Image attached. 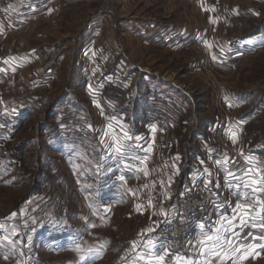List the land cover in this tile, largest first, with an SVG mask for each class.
Here are the masks:
<instances>
[{"label": "rangeland", "instance_id": "374dc122", "mask_svg": "<svg viewBox=\"0 0 264 264\" xmlns=\"http://www.w3.org/2000/svg\"><path fill=\"white\" fill-rule=\"evenodd\" d=\"M223 1L81 2L30 34L24 17L1 20L0 264H143L133 250L145 254L165 217L164 190L169 205L176 195L169 164L177 185L202 162L213 170L219 114L264 173V0ZM182 13L208 52L156 40ZM228 264H264V253Z\"/></svg>", "mask_w": 264, "mask_h": 264}, {"label": "crops", "instance_id": "0c3cea01", "mask_svg": "<svg viewBox=\"0 0 264 264\" xmlns=\"http://www.w3.org/2000/svg\"><path fill=\"white\" fill-rule=\"evenodd\" d=\"M0 0V5H1ZM5 9L1 10L0 7V22L5 20V22L10 23L19 19H28V34L32 33V23L48 21L50 17H56L63 13L65 6L69 7L70 5L78 6V3L83 2V4H90L95 0H3ZM170 5L172 3L180 2L182 0H167ZM188 6H197L198 0H183ZM232 2L233 5L235 0H224L223 4L227 5ZM190 7V9H191ZM18 8V9H17ZM183 15V17H181ZM180 15L181 22L179 25L175 24L174 26H167L168 28H163L157 36L156 40L166 41V48L169 51H183L190 50L194 53H200V50L203 51L210 49L207 43H200L199 46H192L191 43L194 41H199L205 37L204 29L191 28V20L188 19L186 13ZM178 16V15H177ZM179 18V17H178ZM209 20V18H207ZM7 26V25H6ZM8 32L16 31V27L7 26ZM31 29V30H30ZM30 30V31H29ZM0 25V33H1ZM89 31V29H88ZM168 31V32H166ZM166 32V33H165ZM208 36V35H207ZM206 42V41H205ZM203 45H205L203 47ZM198 48V49H197ZM48 49V48H47ZM43 50H40V52ZM40 58L37 49L30 48L28 49V62L35 61ZM176 159V158H175ZM208 164L211 160H207ZM201 162V161H198ZM201 168L196 169L192 168L188 172L187 177L183 178L181 184L177 185L178 178L180 176L178 165L175 160H172V163L169 164L170 173L167 172V181L169 184L176 186V195L180 191H185L191 189L193 186L198 184L210 185L214 189L219 190L217 186L218 179L223 182V176L219 178L215 176L217 173V166L211 170L209 166L202 162ZM207 165V166H206ZM221 168V167H220ZM222 169V168H221ZM167 170V169H166ZM168 171V170H167ZM219 171V170H218ZM210 174V175H209ZM211 183H208V181ZM253 181V180H252ZM220 183V182H219ZM233 194V201L227 207L216 208L213 214L212 219L206 225H197L195 228V233L191 237L190 241V250L188 253L182 255L188 258V264H228V263H238V261L253 259L255 256L264 253V219L261 218L264 215V194L261 191L258 192H249V189L243 187L240 190L236 188L230 189ZM251 191V190H250ZM261 193L263 195H261ZM248 194V201L244 200V196ZM173 197V199L176 197ZM173 192L164 190L162 194V205L163 210L157 208V217H160L162 214H167L171 210H180V208L175 203V199L169 205L167 201L172 199ZM157 202V201H155ZM167 203V204H166ZM245 204L247 203L249 207L247 208H236V204ZM159 204V203H157ZM151 208V207H150ZM155 218V217H154ZM160 221L155 224L156 226ZM153 226L151 228H155ZM150 228V229H151ZM153 229L150 234L147 236L143 244L144 250L141 252L133 250L136 254L138 260L143 264H157V261L154 259L157 255H163L165 248L169 249L168 242L161 237L153 236ZM211 237V239H209ZM155 246V247H154ZM158 249V251H157ZM165 264H175V255L170 256L166 259Z\"/></svg>", "mask_w": 264, "mask_h": 264}, {"label": "built area", "instance_id": "2783aa9c", "mask_svg": "<svg viewBox=\"0 0 264 264\" xmlns=\"http://www.w3.org/2000/svg\"><path fill=\"white\" fill-rule=\"evenodd\" d=\"M235 132L236 127L232 120L219 114L211 127V139L207 137L211 140L208 157L224 170L220 190L210 185L198 184L181 192L178 201L174 203L180 210L168 212L153 229V236L164 238L168 242L170 253L181 256L188 253L197 225H206L217 207L222 208L229 204L227 189L236 188L237 183H248L247 189H252L264 180L256 156L246 154L236 144ZM229 172L236 173L238 179L232 180ZM215 176L219 177V172Z\"/></svg>", "mask_w": 264, "mask_h": 264}, {"label": "snow or ice", "instance_id": "6c2138e0", "mask_svg": "<svg viewBox=\"0 0 264 264\" xmlns=\"http://www.w3.org/2000/svg\"><path fill=\"white\" fill-rule=\"evenodd\" d=\"M115 151L117 153H123L124 152V147L121 145V146H117L115 148ZM247 171V170H246ZM210 175V174H209ZM262 176H264V173H261ZM229 176L231 177L232 180H237L238 179V176L236 173H233V172H229ZM208 183H211V181L209 180ZM236 187L237 189L239 190L241 187L247 189L249 187V184L248 183H237L236 184ZM261 190H264V180H262L260 182V184L257 185V187H254L251 189L252 192H258V191H261ZM244 200L247 202L248 201V194H246L244 196ZM249 207V205L247 203L245 204H240V203H237L236 204V208L237 209H240V208H247ZM179 215V214H178ZM262 227H264V225H261ZM264 238V237H262ZM209 239H211V237H209ZM155 247V246H154ZM158 251V249H157ZM172 255H175V264H188V258L185 257V256H181L179 254H173V253H170V250L165 248L164 250V254L163 255H157L154 257V259L157 261V264H165L166 262V259L170 258V256ZM194 264V262H193Z\"/></svg>", "mask_w": 264, "mask_h": 264}, {"label": "trees", "instance_id": "16d2710c", "mask_svg": "<svg viewBox=\"0 0 264 264\" xmlns=\"http://www.w3.org/2000/svg\"><path fill=\"white\" fill-rule=\"evenodd\" d=\"M263 178H264V176H263ZM181 192H182V191H180V192L176 195V197L174 198V199H175V202L178 201V197H179V194H180Z\"/></svg>", "mask_w": 264, "mask_h": 264}]
</instances>
